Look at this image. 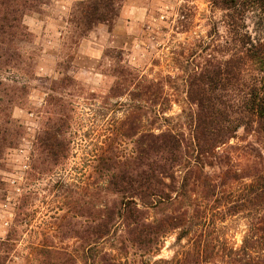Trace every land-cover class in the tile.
I'll return each instance as SVG.
<instances>
[{
    "label": "trees",
    "instance_id": "1",
    "mask_svg": "<svg viewBox=\"0 0 264 264\" xmlns=\"http://www.w3.org/2000/svg\"><path fill=\"white\" fill-rule=\"evenodd\" d=\"M45 1L0 0V162L25 139V126L13 117L15 108L29 102L31 89L33 66L22 45L32 35L24 17ZM124 1L77 2L68 21L74 36L99 24L111 26ZM212 1L227 12L229 29L239 27L244 4L264 13V0ZM239 42L244 71L256 75L245 97L233 99L235 115L225 98L212 94L218 82L213 76L223 71L211 60L190 70L178 124L167 116L173 100L163 79L142 76L121 62L107 94L83 93L85 104L96 108L86 131L76 80L63 75L43 81L26 179L65 171L73 158L78 162L70 168L71 182L58 176L54 184L65 193L70 219L63 216L31 245L33 264H264V162L248 165L245 174L222 150L243 127L264 136V46L248 32ZM224 63L236 68L234 56ZM33 194L26 190L18 199L15 232L26 223ZM240 213L247 224L238 245L228 222ZM170 236L173 256L159 257ZM70 239L75 246H62ZM12 240L17 239H7Z\"/></svg>",
    "mask_w": 264,
    "mask_h": 264
},
{
    "label": "rangeland",
    "instance_id": "2",
    "mask_svg": "<svg viewBox=\"0 0 264 264\" xmlns=\"http://www.w3.org/2000/svg\"><path fill=\"white\" fill-rule=\"evenodd\" d=\"M79 1L46 0L39 11L24 17L32 35L31 41L22 45V52L33 66L31 89L25 108H15L13 112V117L26 128L25 139L8 150L0 162V264H33L31 245L39 243L57 221H63V216L70 219L62 199L65 193H58L54 184L58 176L72 181L70 168L78 162L77 158L67 163L65 171L26 179L32 143L39 128L38 109L44 98L45 79L69 75L76 80L82 90L77 100L78 113L83 121L87 120L82 131L90 128L88 120L94 117L96 109L85 104L83 93L107 94L116 80L114 68L120 62L142 76L163 79L165 91L173 100L167 116L177 118L175 124L186 108V80L195 66H203L207 60L221 63L223 73L213 76L218 82L212 94L233 106L226 103L232 115L237 111L233 99H243L255 79V72L244 71L239 60V40L244 32L264 46V13L254 7L248 9L244 4L237 15L239 27L229 29L225 23L227 12L215 7L212 0H125L111 26L96 25L77 38L68 21ZM232 56L236 65L233 71L224 63ZM116 117L122 118V113H116ZM80 139L76 141L79 144L83 143ZM222 150L229 155L232 165L246 174L248 165L256 162L261 166L264 162V136L249 133L243 127ZM75 151L79 152L77 148ZM26 190L34 193L27 209L29 216L15 232L18 199ZM246 224L244 213L228 222V233L238 245ZM10 237L17 240L8 243ZM174 241L175 236L167 238L159 257L173 256ZM61 244L75 246V241Z\"/></svg>",
    "mask_w": 264,
    "mask_h": 264
}]
</instances>
